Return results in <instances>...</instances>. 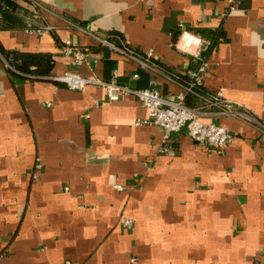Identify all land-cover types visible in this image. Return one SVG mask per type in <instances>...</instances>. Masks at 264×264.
Instances as JSON below:
<instances>
[{
  "label": "crops",
  "instance_id": "1",
  "mask_svg": "<svg viewBox=\"0 0 264 264\" xmlns=\"http://www.w3.org/2000/svg\"><path fill=\"white\" fill-rule=\"evenodd\" d=\"M7 1L0 42L51 55L52 75L71 70L172 99L182 88L175 75L205 61L204 93L222 91L264 121V0L234 8L230 0ZM27 15L52 29L31 31ZM103 34L152 49L157 70L101 44L95 36ZM68 39L86 60L65 53ZM3 57L0 264H264L257 126L207 107L203 120L235 134L228 146L200 144L182 130L172 135L177 154L162 155V131L137 123L149 113L135 95L110 102L98 84L75 90L51 78L19 80ZM121 216L133 225H121Z\"/></svg>",
  "mask_w": 264,
  "mask_h": 264
},
{
  "label": "built area",
  "instance_id": "2",
  "mask_svg": "<svg viewBox=\"0 0 264 264\" xmlns=\"http://www.w3.org/2000/svg\"><path fill=\"white\" fill-rule=\"evenodd\" d=\"M239 0H230V8H234ZM10 9L9 4L5 7ZM20 12H25L18 9ZM227 15L223 13L222 16ZM28 16V15H27ZM1 17V12H0ZM29 15L27 19V27L31 31L45 34L49 32L52 27L50 24L42 20H34ZM97 40L112 49L120 52L125 57L134 60L140 67L157 70V62L154 59V51L149 49L145 52H140L127 43L121 40L117 44L111 35H97ZM114 38V37H113ZM204 42V43H203ZM194 56L198 60H202L203 52L209 48L210 42L205 40ZM67 55L74 56L76 62L86 60L88 53L80 46L74 44L71 40H67L63 47ZM6 64L14 69L12 65L3 57ZM206 70V62L201 61L197 69H189L182 74H176L175 79L181 85V90L174 98L165 97L157 88H140L126 85L118 82L116 79L106 81L99 77L84 76L76 71H65L62 74L51 75L50 78L54 81L64 83L68 88L75 90H84L90 84H98L105 88L107 99L110 102L117 101L123 96L133 94L140 102L148 109L149 116L146 119H140L138 124H152L160 127L162 131V140L158 145V152L166 156H174L178 149L172 138L173 133L179 131H186L196 142L204 145H209L215 149L222 150L228 146L230 141L235 137V134L228 128L212 121H205L202 119V114L207 107L215 106L219 114L233 115L240 117L248 123L254 124L257 128L264 132V121L257 115L251 112L247 107L238 102H234L226 98L222 91L213 93H202L204 72ZM138 77V73L133 75ZM189 96H196L201 99L197 105H190L187 102ZM85 116H89L88 113ZM40 167V165H38ZM116 188H123L120 184H115ZM120 224L123 226H131L134 221L130 217L122 216ZM70 264V263H67ZM253 264V263H247Z\"/></svg>",
  "mask_w": 264,
  "mask_h": 264
},
{
  "label": "trees",
  "instance_id": "3",
  "mask_svg": "<svg viewBox=\"0 0 264 264\" xmlns=\"http://www.w3.org/2000/svg\"><path fill=\"white\" fill-rule=\"evenodd\" d=\"M5 4H9L10 6L12 5L7 0L2 1V3L0 2V12L5 7ZM10 11L11 10H9L8 12ZM0 51L4 55L5 59L10 63V65L14 67L12 71L10 70L13 77H17L19 80H25L30 77L50 78V76L52 75L51 71L53 68V64H52L53 59L52 56L48 55L47 53L33 52L26 50L7 51L1 42H0ZM201 92L204 93L203 88L201 89ZM41 168L42 165H40L39 170L37 172H34V174L37 175V173L40 171ZM34 178H36L35 175Z\"/></svg>",
  "mask_w": 264,
  "mask_h": 264
}]
</instances>
